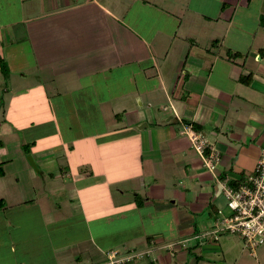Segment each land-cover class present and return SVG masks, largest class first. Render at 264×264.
<instances>
[{
    "label": "crops",
    "instance_id": "crops-1",
    "mask_svg": "<svg viewBox=\"0 0 264 264\" xmlns=\"http://www.w3.org/2000/svg\"><path fill=\"white\" fill-rule=\"evenodd\" d=\"M0 54V133L51 127L31 140L33 196L0 177V264H103L111 249L256 264L227 234L192 237L225 204L218 180L253 172L264 145V0H0ZM187 123L218 150L214 173Z\"/></svg>",
    "mask_w": 264,
    "mask_h": 264
},
{
    "label": "built area",
    "instance_id": "built-area-1",
    "mask_svg": "<svg viewBox=\"0 0 264 264\" xmlns=\"http://www.w3.org/2000/svg\"><path fill=\"white\" fill-rule=\"evenodd\" d=\"M185 132L195 150L202 156L205 168L214 173L221 160L218 150L191 124L187 123ZM234 182L218 180L225 204L217 210L211 229L192 238L210 236L217 240L222 233L238 234L250 254L256 256L257 248L264 246V145L254 171ZM189 239L180 243L186 245ZM142 254L111 249L107 251L108 259L103 264H126Z\"/></svg>",
    "mask_w": 264,
    "mask_h": 264
},
{
    "label": "rangeland",
    "instance_id": "rangeland-1",
    "mask_svg": "<svg viewBox=\"0 0 264 264\" xmlns=\"http://www.w3.org/2000/svg\"><path fill=\"white\" fill-rule=\"evenodd\" d=\"M251 26H252L251 24L245 25V28L247 30H251ZM33 126L34 127H31V124L27 122V123H23L21 128L18 130L14 131V129L12 128L8 129L6 131V135L8 134L7 136L3 135L2 132L0 133V140L4 144L3 148L0 146V160L5 161L3 162L2 166L6 173V176L0 175V177L6 180L7 179L9 180L11 187L16 192L15 198L19 196L31 197L34 195L35 187H41L45 183L44 179L46 178L38 174L36 170H35L37 173L36 178L34 180L32 178L30 179V176L26 169L28 168V165H30L29 157L33 156L32 155L33 147L31 145V140H36L38 144L42 145L45 142L43 138L46 137V134L47 135L50 134L49 131L51 130L50 129L51 127L49 124H46V123L45 124L37 123ZM17 178L19 179V182H17ZM38 191L39 190H37V192ZM11 194L12 192L10 191V189L7 191V193H6V190L0 189L1 197L2 196L8 197V196H11ZM103 194L100 193L101 196ZM41 198L43 200L41 199V202L39 205L41 206L42 209H46V210L50 209L53 211L57 210L55 209L52 201L51 200L49 201V199L46 196H43ZM68 205L69 203L67 202L63 203V206L64 207L66 206V210L69 211L70 208ZM32 207L34 208V211L38 210V207L36 208V205ZM1 211L2 209H0V214H1ZM224 234L228 235V236H225V238L227 237V238H230L232 241L238 242V244L242 247L243 252H244V257L246 259L245 261H254L256 264H258V261H260L259 263L263 264L262 262L264 261V246H260L257 248L256 256H251L249 249L244 245L243 240L238 234H232V233H224ZM0 236H1V233H0ZM122 252H127V250L125 251L122 250Z\"/></svg>",
    "mask_w": 264,
    "mask_h": 264
},
{
    "label": "trees",
    "instance_id": "trees-1",
    "mask_svg": "<svg viewBox=\"0 0 264 264\" xmlns=\"http://www.w3.org/2000/svg\"><path fill=\"white\" fill-rule=\"evenodd\" d=\"M228 56H229V57H239V56H243V54H242V53H239V52H231V51H228ZM0 69H1V72H3V74H4L5 76L8 75L9 68H8V66H7L6 61H5L4 58L1 56V54H0ZM251 79H252V73L243 74V75L241 76V81H242L243 83H245V84L250 83ZM193 127H194L197 131L199 130L197 126L193 125ZM2 164H3V162H0V175H4V173H5ZM233 183H235V182H233ZM3 206H5V201H4L2 198H0V208H2Z\"/></svg>",
    "mask_w": 264,
    "mask_h": 264
},
{
    "label": "water",
    "instance_id": "water-1",
    "mask_svg": "<svg viewBox=\"0 0 264 264\" xmlns=\"http://www.w3.org/2000/svg\"><path fill=\"white\" fill-rule=\"evenodd\" d=\"M29 160H30V163L31 165L33 166V168L36 170V171H39V167L37 165V163L35 162V160L30 156L29 157Z\"/></svg>",
    "mask_w": 264,
    "mask_h": 264
}]
</instances>
